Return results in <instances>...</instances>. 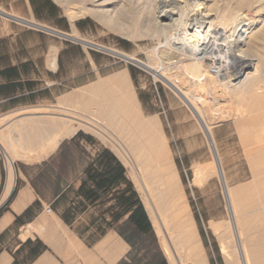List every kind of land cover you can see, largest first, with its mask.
<instances>
[{"label":"bare ground","instance_id":"obj_1","mask_svg":"<svg viewBox=\"0 0 264 264\" xmlns=\"http://www.w3.org/2000/svg\"><path fill=\"white\" fill-rule=\"evenodd\" d=\"M56 1L64 7L71 23L91 15L127 37L153 36L175 46L176 50H186L190 55L187 60L190 62L183 65L186 74L194 75L196 87L197 84L200 85L198 88L203 89L204 94V89H210L215 91L216 95L219 88V82L217 86L215 78L203 68L204 57L212 55V59L218 58L226 62L227 69L236 72L231 76L224 73L218 78L224 79L226 76L230 81L239 78L228 87L232 88L231 93H234L235 97L243 92L245 96L241 94L243 98L232 115L222 111L224 117L222 115L217 117L231 120L239 129L264 126V0H232V4L227 8H220V4L216 2L218 0H213L214 3L209 6L207 5L209 0H197L196 15L187 14L184 10L186 2L181 0H126L138 6L139 10L136 12L129 11L128 7L124 6L114 11L111 6L116 0ZM2 14L4 13L0 10V15ZM29 23L37 27L35 22V25L30 21ZM182 33L184 36L179 39L177 36ZM67 36L90 46L81 38ZM198 37L202 41L196 43L193 38ZM220 50L223 51L225 59L220 53L218 55ZM104 51L148 71L154 80L162 81L189 107L199 122L214 157L213 174L219 179L233 222L231 234L223 235L221 240L222 249H229L226 251L228 252L226 262L264 264V145H257L247 151L252 178L259 177L257 194H248L251 189L250 183L230 188L229 183L234 179H227L224 175L221 161L222 159L225 163L228 161L225 154L222 159L218 154L211 123L204 118L202 109L191 100L192 95L189 97L182 84H176L164 74L166 67L163 63L169 62L173 54L160 52L159 56L157 50L153 53L151 62L145 64L122 53ZM54 62L55 54L50 64ZM220 91H223V88L218 90ZM213 92L209 95L211 96ZM204 102L207 103L206 100ZM57 104L59 107L48 115L45 112L46 108H34L31 111L38 112L40 116L25 122L19 121L12 127L7 125L8 128L0 130V147L7 159L9 174L15 160H34L46 156L62 139L70 138L80 131L106 140L117 151L130 156L127 158L124 154L126 157L124 166L130 164L133 168L135 165L134 168L139 170L140 177L135 174L138 189L142 191L141 196L167 264H206L204 252L198 245L194 228L187 215L188 207L181 204L177 182L170 174L171 167L162 138L154 119H144L132 90L128 71L124 69L105 77H98L96 81L64 95ZM24 111L26 112V109ZM8 119H10L8 115L1 117L0 127ZM44 135L47 136L46 139L42 138ZM36 137L44 139V143L38 153L32 154V149L29 148H32L30 146ZM245 142L252 143L251 137H244L243 143ZM25 145L29 148H25ZM234 157L230 158L231 162H235ZM208 178L209 174L201 172V182ZM234 239L239 246L238 257L232 250L236 246Z\"/></svg>","mask_w":264,"mask_h":264},{"label":"rangeland","instance_id":"obj_2","mask_svg":"<svg viewBox=\"0 0 264 264\" xmlns=\"http://www.w3.org/2000/svg\"><path fill=\"white\" fill-rule=\"evenodd\" d=\"M47 1L49 4L44 6L41 0H33L34 7H32L29 0H0V10L4 15L7 14L23 22L20 23L0 15V118L8 115L12 119L5 121L0 130L15 126L19 121L25 122L26 120H22L24 118L40 116L38 112L31 111L34 108H46L45 112L48 115L59 107L57 103L64 95L96 81L98 77H105L126 69L144 119H154L162 138L171 167L170 174L177 182L181 204L188 207L186 208L188 209L186 210L187 215L194 228L198 245L204 252L205 263L227 264L225 257L229 249H222L221 240L223 235L231 234L233 222L219 179L213 174L215 171L214 157L199 122L189 107L162 81L154 80L153 75L148 71L104 50L122 53L145 64L151 62V57L157 50V53L171 52L173 54L171 60L163 63L166 67L164 74L171 80L173 79L172 81L176 84H182V88L187 91L189 97L192 95L191 100L202 109V114H205L204 118L211 123V132L213 131L212 135H214L218 154L221 159L225 154L228 161L226 163L223 159L221 161L224 175L227 179H234L229 183V187L235 188L250 183L251 189L248 194L255 195L259 186V177L252 178L247 151L257 145H264V126L239 129L231 120L217 117L222 115V111H227L232 115L245 96L243 92L241 93L244 94L243 96L235 94V97L234 93H231L232 88L228 87L230 83H236L239 78L230 81L226 76L224 79L221 78L222 80L213 76L208 69L212 55L205 56L202 61L203 68L215 78L216 85L219 82L216 94H219L218 97L215 91L204 89L207 96L204 91L202 92L203 89L198 88L200 85L197 84L196 87L197 82L194 81V75L186 74L183 65L190 62L187 61L190 55L186 50H176L175 46L166 44L163 39L158 40L153 36L127 37L91 15L71 23L62 5L56 0ZM181 1L186 2L184 10L187 14L196 15L198 13L197 0ZM216 2L220 4V8H227L232 4V0ZM213 3V0H209L207 5ZM123 6L128 7L129 11L139 10L135 3H129L126 0H116L111 7L117 11ZM34 8L37 9V13L34 12ZM29 21L51 32L30 26ZM52 32L76 36L90 46L66 40ZM183 36L182 33L177 37L180 39ZM193 39L196 43L202 41L200 37ZM219 53L224 58L223 51L220 50L218 55ZM54 54L55 62L51 65L50 60ZM183 76L187 78L184 77V83L182 82ZM221 83L225 84L221 86ZM222 88L223 91L218 92ZM211 92L213 94L210 96ZM202 100H206L207 103ZM207 108H209L208 112ZM220 118L221 120L218 121ZM77 134L93 151L106 150L117 158L124 167L126 179L132 184L151 224L143 196H141L142 191L138 189L136 175L140 177L139 170L134 168V164L133 168L130 164L124 166L126 157L130 158V156L117 151L110 142L101 140L95 135L82 131ZM246 136L251 137L252 143H243ZM44 137V139L47 138L46 135ZM0 154L4 156L1 147ZM231 157L236 159L235 162L230 161ZM5 162L8 167L6 158ZM204 171L209 174V178L201 182V172ZM151 228L153 231L151 237L141 235L138 238L139 250L131 253L128 258L129 264H150L161 257L167 264L152 224ZM76 230L81 232L80 227ZM238 249L236 241V246L232 249L236 256Z\"/></svg>","mask_w":264,"mask_h":264},{"label":"crops","instance_id":"obj_3","mask_svg":"<svg viewBox=\"0 0 264 264\" xmlns=\"http://www.w3.org/2000/svg\"><path fill=\"white\" fill-rule=\"evenodd\" d=\"M76 135L42 159L15 160L10 174L0 154V264H129L130 246L103 222L106 207L82 197L99 151ZM42 138L25 148L38 153Z\"/></svg>","mask_w":264,"mask_h":264},{"label":"trees","instance_id":"obj_4","mask_svg":"<svg viewBox=\"0 0 264 264\" xmlns=\"http://www.w3.org/2000/svg\"><path fill=\"white\" fill-rule=\"evenodd\" d=\"M29 1L34 7L33 0ZM41 1L44 6L49 4L47 0ZM34 12L37 13V9L34 8ZM76 138H79V134ZM93 165H96L100 172L87 174V179L93 184V189L82 185L80 188L82 197L90 205L106 207L103 215L108 221L105 222L103 218V222L109 228L114 229L130 246V257L133 251L139 250L137 241L141 235L150 237L153 235L151 224L137 193L126 179L125 169L121 163L106 150H101ZM150 264H166V261L161 257Z\"/></svg>","mask_w":264,"mask_h":264},{"label":"built area","instance_id":"obj_5","mask_svg":"<svg viewBox=\"0 0 264 264\" xmlns=\"http://www.w3.org/2000/svg\"><path fill=\"white\" fill-rule=\"evenodd\" d=\"M208 69H209V72L215 77H219V76L223 75L224 73L226 76H231L236 72L233 69H227L226 62H223L221 59H218V58H214V59L211 58V63L209 65ZM2 162L5 165L7 164L5 162V157L2 160Z\"/></svg>","mask_w":264,"mask_h":264},{"label":"water","instance_id":"obj_6","mask_svg":"<svg viewBox=\"0 0 264 264\" xmlns=\"http://www.w3.org/2000/svg\"><path fill=\"white\" fill-rule=\"evenodd\" d=\"M2 16L5 17V18H8V19L15 20V21H18V22H20V23H23L22 21L17 20V19H14V18H11V17H9V16H7V15L2 14ZM30 26H32V25H30ZM33 27H34V26H33ZM37 28L40 29V30H42V31H45V32H51V31H49V30H47V29H42V28H39V27H37ZM52 33L55 34V35H57V36H59V37H62V38H64V39H66V40L75 41V40L71 39L70 37H68V36H66V35H64V34L56 33V32H52Z\"/></svg>","mask_w":264,"mask_h":264}]
</instances>
